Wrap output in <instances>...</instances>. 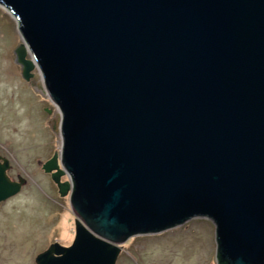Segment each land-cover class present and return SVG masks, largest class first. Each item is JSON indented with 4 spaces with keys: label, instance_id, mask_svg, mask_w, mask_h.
<instances>
[{
    "label": "water",
    "instance_id": "obj_1",
    "mask_svg": "<svg viewBox=\"0 0 264 264\" xmlns=\"http://www.w3.org/2000/svg\"><path fill=\"white\" fill-rule=\"evenodd\" d=\"M0 5L23 77L38 69L61 109V159L43 168L76 213L73 243L36 264H117L131 236L196 217L222 263L264 264V0ZM10 168L0 154V203L27 182Z\"/></svg>",
    "mask_w": 264,
    "mask_h": 264
},
{
    "label": "rangeland",
    "instance_id": "obj_2",
    "mask_svg": "<svg viewBox=\"0 0 264 264\" xmlns=\"http://www.w3.org/2000/svg\"><path fill=\"white\" fill-rule=\"evenodd\" d=\"M22 43L18 19L0 5V154L10 160L13 179L27 180L18 194L0 203V264H36L52 243L68 246L75 238L72 189L61 196L43 168L55 154L61 159V109L38 69L29 81L23 77L16 55ZM122 245L117 264L217 263L216 224L207 217L134 235Z\"/></svg>",
    "mask_w": 264,
    "mask_h": 264
},
{
    "label": "flooded vegetation",
    "instance_id": "obj_3",
    "mask_svg": "<svg viewBox=\"0 0 264 264\" xmlns=\"http://www.w3.org/2000/svg\"><path fill=\"white\" fill-rule=\"evenodd\" d=\"M11 167H12V164H11ZM52 177V176H51ZM69 246V245H68ZM122 248H123V245H122ZM122 253V252H121ZM120 253V254H121ZM216 260V259H215ZM212 264V263H211ZM215 264H224L220 261L219 257L217 258V263L215 262Z\"/></svg>",
    "mask_w": 264,
    "mask_h": 264
},
{
    "label": "bare ground",
    "instance_id": "obj_4",
    "mask_svg": "<svg viewBox=\"0 0 264 264\" xmlns=\"http://www.w3.org/2000/svg\"><path fill=\"white\" fill-rule=\"evenodd\" d=\"M67 175V174H66ZM66 175H64V176H66ZM184 223H186V222H184ZM183 224V223H182ZM144 234H157V233H144ZM138 235H141V234H138ZM132 237V236H131Z\"/></svg>",
    "mask_w": 264,
    "mask_h": 264
}]
</instances>
